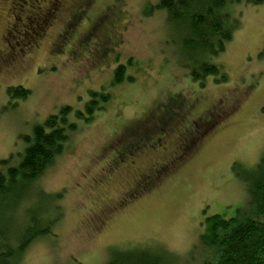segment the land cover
Segmentation results:
<instances>
[{
    "label": "rangeland",
    "instance_id": "rangeland-1",
    "mask_svg": "<svg viewBox=\"0 0 264 264\" xmlns=\"http://www.w3.org/2000/svg\"><path fill=\"white\" fill-rule=\"evenodd\" d=\"M12 1L0 3V161L17 165L32 129L66 107L76 128L62 155L30 188L15 190V204L0 208L3 244L16 248L26 227L33 235L49 231L15 264H106L138 249L164 252L171 264L211 261L205 218L243 217V180L264 155V1L228 6L237 28L211 61L225 81L208 77L202 86L191 80L187 52L159 0H92L66 40L68 14L35 39V3ZM119 65L124 82L112 86ZM17 87L29 91L25 100L7 94ZM92 92L110 100L84 123L75 116ZM166 113L176 128L184 113L182 125L193 121L200 135L179 157L178 145L158 133Z\"/></svg>",
    "mask_w": 264,
    "mask_h": 264
},
{
    "label": "trees",
    "instance_id": "trees-1",
    "mask_svg": "<svg viewBox=\"0 0 264 264\" xmlns=\"http://www.w3.org/2000/svg\"><path fill=\"white\" fill-rule=\"evenodd\" d=\"M263 1L250 0V3L259 5ZM237 2L239 0L158 2L157 9L166 12L167 21L178 35L180 49L187 52L186 68L191 80L201 86L208 77H220L225 81L221 67L211 61L224 52L237 28L236 23H229L227 13L228 6ZM125 73L123 65L117 66L111 85L123 84ZM7 94L12 99L23 101L29 96V91L17 87L8 89ZM90 97L92 101L85 112L75 116L84 123H88L94 111H101L110 100L105 93L92 92ZM69 113L70 108L66 107L58 115L48 117L42 125L35 126L32 136L25 138L27 146L17 165H10L11 160L0 161V208L15 204V190L30 188L62 155L69 135L76 131L75 125L67 119ZM254 169L243 180L248 195V209L243 217L226 220L213 215L205 218L202 243L209 250L211 261L203 264H264V155ZM8 198L13 201H8ZM31 224L37 226L38 222L33 219ZM31 231L32 228L26 227L25 236L16 248L10 247L14 242H0V264H15L18 255H22L35 239L49 233L48 229L34 235ZM170 258L164 252L138 249L118 252L106 264H171L173 260Z\"/></svg>",
    "mask_w": 264,
    "mask_h": 264
},
{
    "label": "flooded vegetation",
    "instance_id": "flooded-vegetation-1",
    "mask_svg": "<svg viewBox=\"0 0 264 264\" xmlns=\"http://www.w3.org/2000/svg\"><path fill=\"white\" fill-rule=\"evenodd\" d=\"M4 1L6 0H0V3H3ZM34 1L32 0V2L35 3L36 6L30 7L32 10L31 15H33V17L31 18L35 20V18H37L38 16V19H39L38 21H34V24H36L35 28L37 29V31L36 29L34 30L35 31L34 38L37 39L38 33L39 35H41L40 33L44 34L47 27L51 26V22L55 23L61 16H63L64 14H68L69 21L66 23V25L64 26V28L61 30V33H60V38L64 36L63 38H65V40L68 36H70V34L73 31L77 29V27L79 26V23L82 21L83 14L88 10L90 3L92 2V0H85V2L81 3L80 2L81 0H72L71 4H67L66 0H40L43 4H45V8H44V11L40 15H38V12L42 4L38 0H34ZM12 9L10 8V12L12 11ZM103 24H104V21H101L99 19L98 22L96 23L94 30L96 31L99 30L103 26ZM9 30H11L9 27L6 28L5 35L2 37V40H6V36L8 35ZM166 115L167 116H165V120L162 123H160L162 127H164V129L158 133L159 134L161 133L162 136L164 135L163 139H166V140L172 139L178 145V153L180 154L178 155L176 151L173 153L179 157L183 155L184 153H187L190 150H193L194 147L192 146L195 144L194 141H196L197 139L195 135L196 134L199 135V132L196 133L194 131L196 128L193 129L194 127H192L193 121L190 122V124L188 123L187 127H184L182 124L185 123L186 115L183 113V116L181 115L180 117L179 116L175 117L176 121L178 122V125H177L178 128H176V126L172 127L173 117L169 116L167 113ZM197 124L198 122L195 121V125ZM162 127H159V128L161 129ZM154 134L156 135L157 132L156 133L154 132ZM145 138L147 139V137ZM165 141H163V144L166 143ZM135 148H137L136 145L131 146L130 148L124 149V150L123 149L121 150L119 148V151L121 152L120 155L122 156L123 154L125 156V154L130 153L131 150L134 151ZM166 167L167 166H163L159 168V170L165 171Z\"/></svg>",
    "mask_w": 264,
    "mask_h": 264
}]
</instances>
